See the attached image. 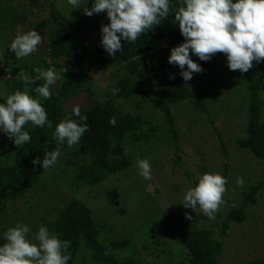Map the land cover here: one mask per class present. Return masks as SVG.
<instances>
[{
	"label": "trees",
	"instance_id": "1",
	"mask_svg": "<svg viewBox=\"0 0 264 264\" xmlns=\"http://www.w3.org/2000/svg\"><path fill=\"white\" fill-rule=\"evenodd\" d=\"M3 1L8 0H0V4ZM41 1L43 0H22V3L15 4L13 13L9 9L3 10L4 4L0 5V24L11 26V22H8L10 18L15 23L22 22L29 15L25 13L24 3ZM49 2L47 22L52 29L49 28L46 53L17 59L7 46L0 58V76H3L0 79V103H4L7 98L3 95L4 90L9 95L17 90L26 91L33 98L39 99L52 124L51 128L47 125L43 128L36 127L30 122L26 124L23 130L29 133L31 140L20 147H16L13 140L0 130V217L7 197L16 191H29L38 182L42 167L34 166L33 159L39 157L43 160L45 153L54 151L57 147H67L66 142L64 145L57 144L55 126L69 118L80 122L79 117L65 113L64 105L70 97L86 92L84 85L92 83L94 76L107 73L111 89L105 92L104 100L78 106L81 115L87 117L89 130L75 144L76 148L69 153L63 167L75 168V173L70 178V183L75 186H93L107 176L126 170L132 165L127 144L142 140L146 142L152 138V132L156 129L152 113L149 112L146 116L139 112L132 113L122 108L119 100L127 101L139 91H149L161 125L167 126L168 133L176 138L177 121L172 106L186 104L189 105V110L209 115L208 101L212 85H216L218 77L223 73L220 69L222 66L218 63L222 54H216L207 62L191 55L190 58L203 69L202 72L195 73L203 83L196 82L192 85L180 77L181 69L169 64L167 59L170 50L184 42L171 14L160 25L141 35L135 43L129 44L122 40V50L109 56L100 44L101 25L109 23L106 13L85 16L86 20L73 24L61 14L54 0ZM92 2L93 0L89 1L90 6ZM171 3V11L174 12L178 0H171ZM20 4L23 5L22 9H19ZM253 65L252 69L238 78L243 83L248 101L245 134L238 136L235 143L238 148L246 150L253 161L255 159V162H260L262 170L258 180L244 187L239 204L229 203L220 223L209 228H175L179 243L186 249L187 264H225L218 260L222 243L214 235L219 233L220 236H227L230 224L245 222L247 206L256 204L257 197L260 200L264 192V62H253ZM49 68L59 71V79L51 89V98L43 99L38 97L34 89L44 81L36 78ZM24 74L35 79V83L26 84L22 78ZM170 74L174 75L173 79L169 78ZM235 91L234 89L233 93ZM110 117L116 118L115 126L109 124ZM220 146L223 155L227 157L222 141ZM227 175L228 167L224 163L222 176L228 181ZM204 219L207 216L199 213L191 220L197 222ZM44 226L61 240L71 242L66 253L71 257L67 264H144L131 254L122 255L130 246L129 238L102 241L101 223L95 220L92 209L77 198H71ZM34 231L38 232V229ZM4 242L2 233L0 244ZM243 264H264V259L252 256Z\"/></svg>",
	"mask_w": 264,
	"mask_h": 264
},
{
	"label": "rangeland",
	"instance_id": "2",
	"mask_svg": "<svg viewBox=\"0 0 264 264\" xmlns=\"http://www.w3.org/2000/svg\"><path fill=\"white\" fill-rule=\"evenodd\" d=\"M49 1L25 2V13L29 14L25 20L15 23L10 18L8 22H11V26L0 24V58L5 47L10 46L18 28L25 32L33 29L37 31L43 42L33 54L40 56L46 53L48 34L52 29L47 22ZM89 1L80 0L79 8H73L67 0H54V3L61 14L75 24L79 20H86L82 9L84 6L91 7ZM17 3H22V0L3 1L0 5L4 4L3 10L9 9L13 13ZM20 5L19 9H22L23 5ZM218 63L222 66L218 65L223 73L216 82V85H220H212L208 101L209 115L189 110V105L186 104L172 106L177 121V136L173 138L168 133L167 126L161 125L149 91H139L127 101L119 100L121 107L132 113L139 112L146 116L151 112L156 126L149 141L127 144L132 165L93 186H75L70 183L75 168L63 167L69 153L77 145L61 147L57 163L48 169L42 168L38 182L31 190L16 191L4 200L0 234H5L10 227L25 224L30 229L26 234L27 238L37 243V232L34 230H39L53 219L71 198H77L92 209L95 220L101 223L102 241L130 239V246L122 255L131 254L144 264H187L186 249L179 243L175 228H209L220 223L229 203L238 205L244 187L258 180L262 170V164L255 162V159L253 161L250 154L238 148L235 143L238 136L245 134L247 122L248 100L243 83L239 80L242 73L230 71L223 54ZM55 71L58 74L59 71ZM108 79L107 73L94 76L92 83L84 85L86 92L70 97L65 102V113L71 114L73 107L104 100L105 92L111 89ZM187 82L192 85L196 82L202 84L203 80L193 73ZM234 89L236 91L233 93ZM3 95L8 96L9 92L4 90ZM144 128L148 129L147 126ZM221 141L225 145L227 157L221 150ZM140 160L149 162L151 179H145L140 174L137 163ZM224 163L228 167L227 191L223 198L225 203L216 213L215 220L207 217L193 222L187 219L186 213L191 217L199 213L205 214L199 207L193 211L182 205L185 191L194 186L204 173L222 175ZM237 177L244 179L243 187L237 185ZM246 212V221L230 224L227 236H220L219 233L214 235L222 243V251L218 256L222 263L243 264L252 256L264 259V192L260 200L257 197L256 204L247 206Z\"/></svg>",
	"mask_w": 264,
	"mask_h": 264
},
{
	"label": "clouds",
	"instance_id": "3",
	"mask_svg": "<svg viewBox=\"0 0 264 264\" xmlns=\"http://www.w3.org/2000/svg\"><path fill=\"white\" fill-rule=\"evenodd\" d=\"M67 2L73 8L80 6V0ZM172 8L171 0H93L90 8L84 6L82 10L89 17L106 13L109 23L101 25L100 44L109 56L122 50V40L135 43L171 14L184 42L173 47L167 59L169 64L181 69L180 75L185 81L190 80L193 73L203 71L191 55L207 62L216 54H223L228 69L240 73L252 69L253 62H264V0H178L174 12ZM42 42V36L34 29L25 32L18 28L9 47L17 59H23L37 52ZM22 78L26 84L35 83V79L26 74ZM169 78L173 79L174 75L170 74ZM36 79L44 81L34 89L38 97L50 99L51 89L59 79L55 69L41 72ZM72 114L79 117L80 122L69 118L56 124L54 135L58 145L78 144L89 130L87 117L81 115L78 106L72 108ZM29 122L40 128L52 127L38 98L17 90L0 103V130L16 147L30 142L31 136L23 130ZM115 123L116 118L110 117L109 124L115 126ZM60 155V147H57L45 153L43 160L33 159L32 164L48 169L57 163ZM137 163L140 174L151 179L149 162L140 160ZM236 183L243 187L244 179L237 177ZM226 185L227 180L222 175L204 173L185 191L182 205L193 211L199 207L210 220H215L225 203ZM185 215L192 219L187 213ZM29 231L27 225L18 224L5 232V242L0 244V264H67L71 258L66 254L70 241L61 240L46 226H41L35 234L37 243H33L27 238Z\"/></svg>",
	"mask_w": 264,
	"mask_h": 264
}]
</instances>
